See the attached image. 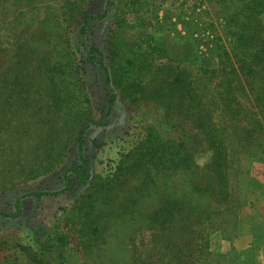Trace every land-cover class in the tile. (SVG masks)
I'll return each mask as SVG.
<instances>
[{"label":"rangeland","instance_id":"rangeland-1","mask_svg":"<svg viewBox=\"0 0 264 264\" xmlns=\"http://www.w3.org/2000/svg\"><path fill=\"white\" fill-rule=\"evenodd\" d=\"M106 1L0 0V264H40L31 254L56 229L60 264H264V131L239 95L264 92V66L239 73L234 89L216 84L221 65L263 50L238 39L264 38V14L249 15L253 0H113L80 35L81 13L101 14ZM82 43L102 53L109 86ZM189 93H202L212 124L224 125L222 183L205 189L195 187L199 168L216 159L193 136ZM213 93L238 104L211 109ZM251 124L254 140L232 137ZM81 127L91 208L64 214L85 201V187L57 193L79 163Z\"/></svg>","mask_w":264,"mask_h":264},{"label":"trees","instance_id":"trees-1","mask_svg":"<svg viewBox=\"0 0 264 264\" xmlns=\"http://www.w3.org/2000/svg\"><path fill=\"white\" fill-rule=\"evenodd\" d=\"M112 4H113V0H107L105 3V8L103 12L98 15L90 16V15H86L85 13H81V18L84 24L79 26V29H78L79 34L81 35L84 32V28L86 26V21H85L86 18H90V20H94V19H98L104 16ZM245 9L248 10L250 16L256 18L258 14H261V13L264 14V0H253L246 5ZM66 10L67 12L64 11L62 13V17H63V20L69 21L71 19L72 8L67 7ZM244 38L245 39H242L240 36L238 40L239 41H251L254 43H258V44L260 42L262 43L263 41V44H264V40H263L264 38L259 36V34L257 35L251 34L249 36H245ZM82 50L84 52L85 60L87 63L89 64L93 62L98 63V66L102 69L104 73L105 84L109 86V81H108L109 75L107 73L105 66L103 65V56L100 50L93 48V47H90L86 50L83 43H82ZM222 54H223L222 52L219 53V55L223 56ZM263 62H264V47L262 51H259L256 55H253L251 57L250 63H247V65L238 64L236 67H234L232 62H227V64L221 65L220 70L223 76H221V81L217 82L216 84L218 83L227 84L230 82L229 84L231 85L232 88L228 86V89L229 90L234 89L236 88L238 84L241 83L240 77L238 75L239 73H242L244 78L250 77L252 74H254V72H256L254 70L255 67L256 68L258 67L259 69L260 66H264L262 65ZM226 65L229 68V73H228L229 77H227V74H226L227 71H224L226 68ZM196 80H197V77L195 81ZM250 81L251 82L247 81L246 84L248 88H250V91L252 92V88L254 87V85L252 86V80ZM259 88L264 90V86L259 87ZM239 95L244 96L243 98L247 100L250 99L253 102V105L255 108H257V111L253 112L255 119H253L252 124L253 125L259 124V126L257 127L258 132L259 131L262 132V129L264 131V92L260 94L258 93H239ZM249 96L251 97L247 98ZM114 98H115V94L111 93L110 101H112ZM203 102H204V97L202 93H193V94L189 93V97H187V104H189L188 111H187L188 113L187 117H191L189 122L193 126V127L191 126L192 129H195L193 131V136H195L197 141L202 142L204 147L209 146L210 148H212V150L214 151V154L212 155V159H216L214 160L213 163L207 164L206 165L207 167L204 166L203 168H199V170H201L202 173L204 171V174L201 175V181L195 183V187L199 186L198 189L199 188L205 189V183L206 184L215 183L216 185L222 183V176L224 172V169H223L224 157H222L221 147H220L219 139L217 137V131L219 135L224 125L219 124L218 121L216 122L215 126L212 124V121H211L212 118H210L207 112V108L205 107ZM232 104H238V102L236 101V97H234L232 93H216V95L214 94V96H211L209 99V106L214 107V108L211 107V109L222 107L221 112L223 111V108H225L226 106H230ZM213 112L215 111H212V114ZM221 112H216V114H219ZM229 115H230V122L234 125V127H237V125L239 124V119H235V118L236 116H238V113L236 111L234 112L232 111ZM252 124H251V127L253 126ZM239 129H240L239 132L231 131V135L233 138H239L240 136L239 134L243 132L242 138H246V140H249V141L254 140V133H255L253 131V129H255L254 127H252V129L251 128L241 129V127H239ZM83 130H84V127H81L77 131L76 136H75L76 150H77L79 163L70 164L63 171V176H62L63 186L57 191V193L66 192L68 190L73 189L75 186L85 187V191L82 193V198H84L85 201L78 202L76 206L74 207L72 206L69 210L64 209L63 210V212H65L64 214H67L68 211L70 212L73 210L77 211L80 209L79 208L80 206H84L86 203L88 207L91 208L89 190L94 188L93 187L94 184L90 186L88 185L91 183L94 176H91V178L89 179L90 165L88 161L86 160V158L84 157V155L82 154ZM159 142L161 143V141ZM178 146H180V144H178ZM196 146H200V145H197V143H194V148H196ZM117 164H118L117 170L119 171L122 169L123 161L119 160ZM206 190H209L210 192H214L210 188H206ZM28 194L33 195L35 199H39L40 196L47 195L49 193L42 192V191H32V192H29ZM14 208L16 211L14 216H16L20 213V207H19L18 200H15ZM63 218L64 217H62L61 219ZM57 234H60V233H59V230L56 229V231H54L53 233V236H51L50 238H47L45 241L40 242V244H38L39 251L41 250L40 254L32 253L31 261H33L35 257H37L38 255H42L43 257H42V260L40 261V264H60V262L57 261L59 256L61 255L60 251H59L60 255L56 256L55 258L52 257L53 256L52 249L55 250L57 248H60L59 243L62 242L63 240L62 236H57ZM21 250L24 254L25 250L23 249Z\"/></svg>","mask_w":264,"mask_h":264}]
</instances>
